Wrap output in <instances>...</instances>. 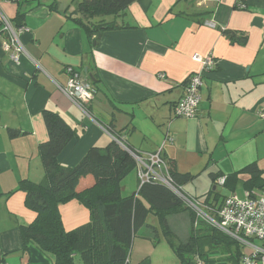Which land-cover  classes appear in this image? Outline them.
Listing matches in <instances>:
<instances>
[{
	"label": "crops",
	"instance_id": "crops-1",
	"mask_svg": "<svg viewBox=\"0 0 264 264\" xmlns=\"http://www.w3.org/2000/svg\"><path fill=\"white\" fill-rule=\"evenodd\" d=\"M54 3L21 4L29 32L20 36L25 54L19 63L4 50L6 36L0 34V264H53L34 244L22 251L20 227L32 223L36 214L27 208L26 194L16 191L22 180L44 179L38 148L48 138L45 110L77 132L59 158L69 167L90 148L116 138L108 126L135 150L156 152L141 151L130 140L135 132L149 131L135 123L136 109L166 127L165 139L169 135L173 141L163 143V155L175 161L180 173L197 176L194 167L205 164L200 173L206 171L211 180V173L238 172L259 165L264 156V0H139L118 20L131 28L107 31L92 45L64 13L75 8L57 4L58 11H51ZM17 11L14 0H0V12L9 20ZM224 31L244 42L232 41ZM195 54L214 58L217 67L205 78L197 116L172 117L185 94L181 84L202 69ZM69 66L100 78L87 112L59 89L68 80ZM10 129L20 136L11 138ZM219 161H235L237 170L216 169ZM60 213L68 231L90 218L76 200L62 204ZM168 221L175 233L170 217ZM159 227L147 223L139 232L128 264H181Z\"/></svg>",
	"mask_w": 264,
	"mask_h": 264
},
{
	"label": "trees",
	"instance_id": "trees-1",
	"mask_svg": "<svg viewBox=\"0 0 264 264\" xmlns=\"http://www.w3.org/2000/svg\"><path fill=\"white\" fill-rule=\"evenodd\" d=\"M137 1L74 0L77 2L75 9L70 13L68 9L64 13L83 29L92 45L99 35L107 31L131 28L118 20ZM14 2L18 4V11L11 21L20 28L24 26L26 12L22 10L20 0ZM56 5H50V10L58 11ZM110 17L113 20H108ZM224 33L234 42H244V39L236 38L227 31ZM0 34H3L1 25ZM191 75L193 73L181 86L186 88ZM94 77L95 81L91 80V83L97 91L100 78L97 74ZM43 118L48 138L38 150L44 167V179L40 182L22 180L16 190L26 194L25 204L36 214L32 223L20 227L23 252L34 244L52 259L53 264H128L135 238L147 225L148 217L154 215L159 219L163 235L181 264H242V245L205 220H196L191 210L189 239L187 242L177 239L168 218L189 208L185 200L167 186L150 180L141 186L138 183V190L134 194L122 196L121 182L137 169L130 151H139L132 148L128 140L122 139L121 132L116 133L113 127L108 126L109 132L115 134L116 139L128 149L112 139L105 146L90 148L75 166L69 167L59 158L68 144L78 137L76 130L52 111L45 110ZM9 136L17 138L20 132L10 129ZM167 163L175 186L183 189L196 177L178 172L175 161L167 160ZM210 178L212 187L219 179L225 178L224 187L230 193L242 181L244 188L250 192L264 189V169L256 162L230 174L221 171L211 173ZM84 182L86 186H82ZM200 197H205L208 204L221 203L226 198L212 188ZM73 200L89 211L90 218L83 225L68 231L63 224L60 206Z\"/></svg>",
	"mask_w": 264,
	"mask_h": 264
},
{
	"label": "built area",
	"instance_id": "built-area-1",
	"mask_svg": "<svg viewBox=\"0 0 264 264\" xmlns=\"http://www.w3.org/2000/svg\"><path fill=\"white\" fill-rule=\"evenodd\" d=\"M0 25L1 31L6 35L3 48L6 52H10V58L14 63H19L20 57L25 54L20 36L29 32V29L25 26L16 27L1 12ZM193 59L202 64V69L191 75L185 88V94L175 104L173 111L176 118L190 119L197 116L205 78L217 67L216 61L212 57L201 58L195 54ZM65 71L68 80L65 85L59 86L60 91L84 112H87L86 107L96 94L95 87L86 75L73 67L69 66ZM260 116L264 119V112H261ZM116 141L128 149L122 141L117 139ZM168 141H173L169 135L166 137L165 143ZM163 150L164 144L156 152L130 151L137 164L139 185L152 180L167 186L185 200L186 207L194 213L196 220H205L242 245V264H264V189L248 191L247 198L244 200L237 199L231 194L217 207L202 199L200 201V199L189 196L182 188L173 184ZM224 184L225 178H221L216 185L224 188ZM246 249L249 253H245Z\"/></svg>",
	"mask_w": 264,
	"mask_h": 264
},
{
	"label": "rangeland",
	"instance_id": "rangeland-1",
	"mask_svg": "<svg viewBox=\"0 0 264 264\" xmlns=\"http://www.w3.org/2000/svg\"><path fill=\"white\" fill-rule=\"evenodd\" d=\"M36 1L37 0H23V3L21 2V4L23 5L25 3H33ZM43 1H47V2L56 1L58 4V8L65 9L68 6H70V10L75 8V2L73 0H43ZM24 10H26V8ZM171 116L175 117L174 111L171 114ZM262 120L264 121V119ZM139 121L145 127H149L147 128L149 129V131H147L146 133H144L143 131H139L137 133L135 132L133 136L130 137L131 142L136 146L137 149L138 148L141 149V151L143 150L147 151L150 149H153V151L159 150L160 147H162L163 143L165 142L164 133H165L166 127L164 126L160 127L159 126L160 123H153L147 117L143 118V113H141L140 109H136L135 123H139ZM191 162L195 166L196 162L195 161H191ZM258 162H259V165L262 168H264V156L262 157V161H258ZM204 165L195 166L193 169V174H196L197 176L183 186V191L186 194L190 195L191 197H194V195H197L198 197L203 196L211 188V180L209 179L208 173L206 171L200 173ZM219 165H221L226 170V172H230V171L234 172V170H237L235 161H219L215 165V168L217 169ZM242 177L246 178L247 176H242ZM242 182L237 184L236 189L234 190L233 193H231L233 197L240 199V200L246 199L247 192H248V190L244 188V185ZM138 183H139V179H138L136 170H134L132 173L128 174L121 182L120 186H121L122 196L132 195L135 192H137ZM198 199H200V201L202 200L206 201L205 197H200ZM213 206H216V207L219 206V202H214ZM189 214H190V209L186 212L175 214L172 217L170 216V223L172 225V228L177 234V239L181 242H187L190 236L191 225H190V220H189ZM147 223L148 224L155 223V225L159 226V219L154 215H150L148 217ZM158 231L162 234L161 227H159ZM167 243L170 246L168 241ZM170 248L172 249L171 246ZM245 253H249V251L246 249Z\"/></svg>",
	"mask_w": 264,
	"mask_h": 264
},
{
	"label": "water",
	"instance_id": "water-1",
	"mask_svg": "<svg viewBox=\"0 0 264 264\" xmlns=\"http://www.w3.org/2000/svg\"><path fill=\"white\" fill-rule=\"evenodd\" d=\"M101 38H102V35H99L98 38H97V41H100ZM97 41L95 43H97ZM84 72H85V75H87L90 78V80L95 81L94 76L91 73H88V70L87 69H85ZM213 191H216V192L221 193V195L223 197H229L231 195L230 191H228L227 189H224L222 187H216V186H214L213 187Z\"/></svg>",
	"mask_w": 264,
	"mask_h": 264
},
{
	"label": "clouds",
	"instance_id": "clouds-1",
	"mask_svg": "<svg viewBox=\"0 0 264 264\" xmlns=\"http://www.w3.org/2000/svg\"><path fill=\"white\" fill-rule=\"evenodd\" d=\"M216 187H218V186L216 185Z\"/></svg>",
	"mask_w": 264,
	"mask_h": 264
}]
</instances>
